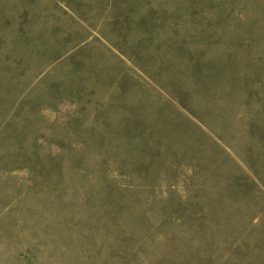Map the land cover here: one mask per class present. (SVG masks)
<instances>
[{
  "label": "rangeland",
  "instance_id": "obj_1",
  "mask_svg": "<svg viewBox=\"0 0 264 264\" xmlns=\"http://www.w3.org/2000/svg\"><path fill=\"white\" fill-rule=\"evenodd\" d=\"M0 264H264V0H0Z\"/></svg>",
  "mask_w": 264,
  "mask_h": 264
}]
</instances>
